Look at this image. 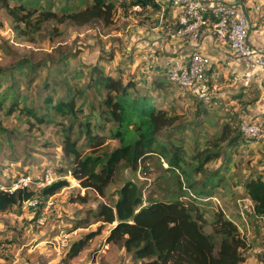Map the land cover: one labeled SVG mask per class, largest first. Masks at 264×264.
<instances>
[{
    "label": "rangeland",
    "instance_id": "1",
    "mask_svg": "<svg viewBox=\"0 0 264 264\" xmlns=\"http://www.w3.org/2000/svg\"><path fill=\"white\" fill-rule=\"evenodd\" d=\"M40 1L43 4L47 0ZM232 1L238 2L248 15V36L255 28L258 31L254 36L264 39V0ZM8 2L10 6L18 4V0ZM164 11H167L166 27L154 9L117 6L108 23L96 20L77 26L68 21H49L39 32L28 35L14 30V21L0 8V71L23 58L45 61L47 65L66 58L69 72L86 70L92 65L112 72L119 57L129 55L131 61L124 65L122 76L133 77L140 92L147 90L155 105L167 110L172 118L171 125L162 129L157 138L182 139L185 157L193 164L191 154L211 149L221 126L231 123L232 114L240 123L239 108L235 111L234 106L226 105L229 99L219 102L209 97L210 105L165 78L175 60L167 50L170 51L177 40L170 37L171 8ZM109 52L113 54L111 62L101 61ZM152 71L157 72L153 75ZM38 73L39 76L32 79L28 78L29 73L22 77L24 87L20 91L23 94L35 95L46 69ZM86 76L81 77V83L86 82ZM255 76L247 85L259 79L264 89L262 77ZM155 78L162 80L165 86L153 87ZM5 85L6 82L1 87ZM6 104L7 101L0 107V187L19 178H29L26 187L34 192L31 199L36 202L24 201L0 211V264H140L118 246L106 243L105 235L113 224L95 220L96 206L99 202H112L116 198L115 191L128 180L141 186L142 195L152 199H167L177 191L190 196L189 191L178 189V179L182 181L183 177L165 169L164 160L151 154L142 158L136 168L120 162L104 194L99 195L90 188H83L71 175L70 168L74 164L71 156L62 150V137L56 125L38 124L18 110L5 114ZM225 144L220 142V157L205 164L207 171L218 168L223 174L220 185L213 191L214 196L204 199L207 220H211L213 210H222L235 222L247 242L245 258L240 264H264V219L256 217L250 200L243 197L242 191L245 177L264 169V141H244L230 152L229 161L224 153L228 151ZM116 146L117 141L106 139L99 147L83 146L82 153H108ZM186 170L191 180L203 177L193 172L192 166ZM46 172H50V183L65 180L66 184L44 197L39 191L48 185H42ZM80 197L85 200L81 202ZM204 230L210 232L209 224ZM93 232L77 255H68L73 241Z\"/></svg>",
    "mask_w": 264,
    "mask_h": 264
},
{
    "label": "trees",
    "instance_id": "2",
    "mask_svg": "<svg viewBox=\"0 0 264 264\" xmlns=\"http://www.w3.org/2000/svg\"><path fill=\"white\" fill-rule=\"evenodd\" d=\"M117 6L160 11L153 0H67L63 3L47 0L43 4L40 0H18V4L11 6L8 0H0V8L14 21V30L28 35L36 34L49 21H68L77 26L96 20L108 23ZM112 56L109 52L101 61L111 62ZM124 56L119 57L112 72L99 65L69 72L66 58L51 65L20 59L0 71V107L7 101L5 114L18 110L38 124L56 125L62 137V150L71 156L74 164L71 175L83 188L99 195L104 194L120 162L136 168L142 158L151 154L164 160L165 169L183 177L182 181L178 179V189L189 191L190 196L177 191L167 199H152L142 195L141 186L128 180L115 191L112 202H99L95 220L113 224L105 235L106 243L118 246L140 264H240L247 248L245 238L235 222L220 209L213 210L211 220H207L204 200L214 196L213 191L222 180L223 174L218 168L209 171L205 168L207 162L220 157V142L226 143L228 151L224 153L229 161L230 152L245 141L239 120L232 114L231 123L221 126L212 148L193 152L189 157L193 164H190L182 139L157 138L162 129L171 125L172 118L167 110L155 105L147 90L140 92L133 77L122 76L124 65L131 61L129 55ZM42 68L46 74L35 95L23 94L22 77L28 73V78L38 77ZM154 72L157 71L151 74L155 75ZM85 74L86 82L81 83ZM165 78L168 79L167 74ZM152 81L153 87L165 86L157 78ZM4 82L6 85L2 88ZM256 98L255 95L251 99ZM207 103L212 105L210 101ZM106 139L117 141L111 152L82 153L83 146L99 147ZM191 166L193 172L202 174L201 180H191L186 170ZM65 184V180L54 181L43 186L39 194L50 196ZM12 185L0 189V211L21 205L34 195L26 186L8 191ZM242 191L243 197L250 200L253 212L264 216V169L247 175ZM206 224L210 232H205ZM92 234L73 241L68 255H77Z\"/></svg>",
    "mask_w": 264,
    "mask_h": 264
},
{
    "label": "built area",
    "instance_id": "3",
    "mask_svg": "<svg viewBox=\"0 0 264 264\" xmlns=\"http://www.w3.org/2000/svg\"><path fill=\"white\" fill-rule=\"evenodd\" d=\"M160 6L161 21H166L164 9L171 8L172 28L170 37L176 40L198 39L203 31L210 32L216 39L225 42L230 52L242 60L245 70L242 77L247 84L253 76L260 75L264 79V53L257 51L248 42L249 18L242 6L231 0H153ZM226 65L228 62H225ZM210 57L195 48L186 55L176 58L167 77L199 100L208 102V84L205 72L209 69ZM239 129L245 141H264V113L255 120L241 119ZM50 172H46L42 185L50 183ZM29 178H19L8 191L18 186H26ZM5 186L0 187L3 189ZM35 200L27 199L31 204ZM256 215V214H255ZM260 219L264 216L256 215Z\"/></svg>",
    "mask_w": 264,
    "mask_h": 264
},
{
    "label": "crops",
    "instance_id": "4",
    "mask_svg": "<svg viewBox=\"0 0 264 264\" xmlns=\"http://www.w3.org/2000/svg\"><path fill=\"white\" fill-rule=\"evenodd\" d=\"M257 31L255 28L251 30L248 42L257 51L264 53V39L254 36ZM195 48L210 57V66L205 72L209 97L219 102L229 99L225 104L234 106L235 111L239 108L240 119L248 121L259 119L264 113V89L261 82L259 79H254L249 85L244 83L242 75L245 64L230 52L225 42L216 39L210 32L203 31L196 40H177L172 49L167 51L176 59ZM255 92L257 98L252 100Z\"/></svg>",
    "mask_w": 264,
    "mask_h": 264
}]
</instances>
